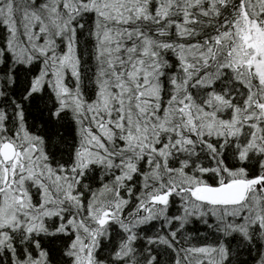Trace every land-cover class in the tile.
Returning <instances> with one entry per match:
<instances>
[{
    "label": "snow or ice",
    "instance_id": "1",
    "mask_svg": "<svg viewBox=\"0 0 264 264\" xmlns=\"http://www.w3.org/2000/svg\"><path fill=\"white\" fill-rule=\"evenodd\" d=\"M0 264H264V0H0Z\"/></svg>",
    "mask_w": 264,
    "mask_h": 264
}]
</instances>
